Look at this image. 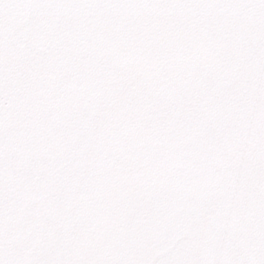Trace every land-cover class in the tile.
Listing matches in <instances>:
<instances>
[{
    "label": "rangeland",
    "instance_id": "obj_1",
    "mask_svg": "<svg viewBox=\"0 0 264 264\" xmlns=\"http://www.w3.org/2000/svg\"><path fill=\"white\" fill-rule=\"evenodd\" d=\"M0 264H264V0H0Z\"/></svg>",
    "mask_w": 264,
    "mask_h": 264
}]
</instances>
